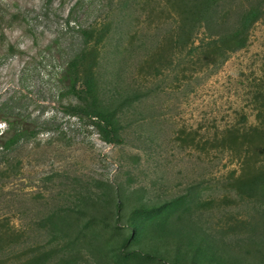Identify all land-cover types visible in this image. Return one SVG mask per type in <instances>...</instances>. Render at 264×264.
<instances>
[{
	"label": "rangeland",
	"instance_id": "374dc122",
	"mask_svg": "<svg viewBox=\"0 0 264 264\" xmlns=\"http://www.w3.org/2000/svg\"><path fill=\"white\" fill-rule=\"evenodd\" d=\"M188 1L0 0V107L38 130L0 148V264H264V196L239 188L264 173V18L244 47L220 55L207 27L176 42ZM259 4L221 0L219 12L233 28ZM91 26L104 35L101 95L122 110L118 143L66 113L77 98L61 76L82 47L78 29ZM134 92L142 99L125 104ZM104 193L122 201L118 221L114 201L107 210L133 232L129 254L89 220L86 201ZM178 196L158 214L136 208ZM79 210L90 235L77 242L66 224ZM181 222L190 236L164 230Z\"/></svg>",
	"mask_w": 264,
	"mask_h": 264
},
{
	"label": "trees",
	"instance_id": "16d2710c",
	"mask_svg": "<svg viewBox=\"0 0 264 264\" xmlns=\"http://www.w3.org/2000/svg\"><path fill=\"white\" fill-rule=\"evenodd\" d=\"M191 2V4H189ZM221 0H190L188 1L189 10L187 15L182 19L180 24L179 38L176 42L180 45L186 46L189 44L190 39L197 29L207 27L211 32V40L208 42L207 46L211 48H216L220 53L227 52L222 46L227 47L231 51L237 50L246 45L249 38V33L254 23H256L261 18H264V6L262 4L255 5L254 7L245 11L241 17L239 23L233 27L228 28L225 26L224 13L219 12V3ZM182 4V2L180 3ZM70 25L68 21L67 26ZM82 40V47L80 50L67 61V66L63 71L61 76V81H63V94L76 96L77 102L70 103L66 107V113L73 116H78L80 118H88L91 120L96 127L103 139L108 143H118L122 142V130L123 124L121 123L122 110L120 107H115L106 101L100 92L99 78L97 72V65L99 58L97 57L98 44L104 40V35H99L95 37L96 27L91 26L90 29H78ZM226 50V51H225ZM225 54V53H224ZM144 94H146L144 92ZM143 93L134 92L132 95H128L125 100L126 103H133L142 99ZM146 96V95H145ZM259 100V99H258ZM257 109V117H263L264 114L260 107ZM0 121L4 123L5 128L0 134V148L4 150L12 149L20 141L24 139L32 138L38 134V130L35 129L32 118H27L23 114L14 113L7 106L0 107ZM2 124V123H1ZM233 131V129H231ZM230 131V132H231ZM233 149V148H231ZM237 154L239 152L235 151ZM264 152V151H263ZM241 182L244 179L240 180ZM244 181L239 184V188L247 194L256 193L257 195L264 196V173L263 170L256 173L252 179ZM112 190V187H110ZM107 197L104 199L103 203L99 202L96 198H89L90 201H86L87 204L92 205L89 211L92 212L90 216V222H96L98 226L103 227L105 230L112 228L113 231L122 236V246L123 249L127 248L130 241L133 239V232L125 233L121 228L120 224H116L114 227L110 221L114 219V212L107 210V204L111 205L113 201L117 206V217L118 221L121 219L120 211L122 206V201L115 200L110 193H104ZM181 199V196L174 197V199L164 200L160 205H146L140 202L138 208L140 211L148 214H158L164 208L169 205H176ZM94 200V201H93ZM77 215L71 213L67 218L69 221L65 222L68 226L71 235H74V239L71 241H77L80 236L90 235L88 231L89 224H81L82 210L77 211ZM119 216V217H118ZM82 227V228H81ZM164 230L174 232V234H186L188 233L185 222L167 224ZM112 231L111 234H115ZM194 239L192 237L191 244H193ZM126 253H131L127 249ZM132 253H135L133 251ZM238 264H244L238 263Z\"/></svg>",
	"mask_w": 264,
	"mask_h": 264
}]
</instances>
